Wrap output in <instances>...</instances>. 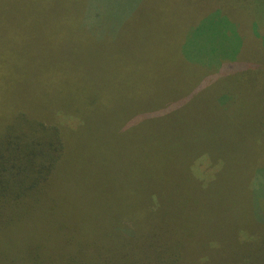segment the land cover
I'll list each match as a JSON object with an SVG mask.
<instances>
[{
    "label": "trees",
    "instance_id": "16d2710c",
    "mask_svg": "<svg viewBox=\"0 0 264 264\" xmlns=\"http://www.w3.org/2000/svg\"><path fill=\"white\" fill-rule=\"evenodd\" d=\"M146 1L64 0L56 18L66 40L26 58L13 44L27 40L29 0H0V56L13 57L0 62V230L15 228L23 264H264V94L258 109L242 107L252 89L234 86L264 84L262 27L240 30L229 9L188 29L186 42L143 37L150 48L141 53L131 21ZM202 30L212 37L210 57L196 58L190 37ZM163 45L179 52L165 71L152 60L165 56ZM179 70L195 81L184 88ZM30 81L55 87L48 101L17 98L28 92L15 84ZM69 164L78 169L75 189L148 202L132 235L111 232L113 242L100 244L101 236L68 234L52 191ZM176 198L194 202L191 218L154 202ZM199 234L207 249L198 253Z\"/></svg>",
    "mask_w": 264,
    "mask_h": 264
},
{
    "label": "rangeland",
    "instance_id": "374dc122",
    "mask_svg": "<svg viewBox=\"0 0 264 264\" xmlns=\"http://www.w3.org/2000/svg\"><path fill=\"white\" fill-rule=\"evenodd\" d=\"M28 9V19L21 25L22 28L27 29V40L18 41L13 44V52L26 58H29L32 52L45 53L48 48L46 43L52 42L53 39L58 42L65 41L64 34L69 35L63 32V24L57 20L58 18L62 21L65 11L64 0H29ZM229 9L232 12L233 18L225 14ZM221 13L222 15H228L234 24L237 23L240 26V30L249 24H257L262 27L261 33L264 32V0H149L143 4L139 16L131 21L133 23L132 28L139 26L141 28L140 33L137 35L140 41V46L137 49L141 53L149 52L150 47L142 42L143 37L146 39L155 38L160 39V41H168L164 39L175 36L180 41H184L185 38L186 42L189 36L188 29L194 27L196 24H200V22L203 23L205 20H209L213 14L220 17ZM64 25L70 32L72 31L71 26H67L65 23ZM144 27L147 29L146 34L143 32ZM208 32V30H202L194 36L193 34L191 35L190 41L192 44L190 53L193 57H210L209 52L211 50L212 37ZM34 34H38V38H33ZM255 38V34L252 31L250 33L246 32L244 36V39L248 43L249 39L255 40ZM218 41L213 40V43ZM160 51L165 56H160V58L153 56L152 60L158 61L162 69L167 68L172 62V67H174L176 63L168 60V58L174 53L179 54V52H174L173 49H169L165 45H163V53L162 50ZM3 52L0 49V53ZM250 54V48L246 47L241 54V58H246ZM215 57L216 55L214 54L213 58ZM12 59L13 57L2 58L0 56V62ZM177 76L179 84L183 85L184 88L195 81L193 79L194 74L190 77L186 72H182L181 70L177 72ZM18 82L15 84V88L20 86L17 90L28 92H22V94L17 96L21 101L25 100L36 103L39 102L41 97L44 98V101H48V91L50 89L55 90V87L49 84L37 87L32 81L30 83L25 82L28 85L24 84V86ZM218 83L224 86L222 79ZM234 84L235 88L239 91H244L248 84L250 85L252 91L247 90L249 95L245 99L241 98L240 102L242 107L252 102V108L258 109V102L262 101L264 94V84H259L253 78H246V80ZM203 103H205V99ZM225 109L231 110L232 108L227 104ZM257 114L258 112L255 111V118L260 119L262 116ZM194 115L192 114V119H194ZM234 117L236 118L238 115L234 114ZM76 166V164H69L67 166V171L64 172L61 184L58 189L54 190L55 193L52 191L53 194L61 199L58 201L59 205H63L62 218L60 219L67 222L70 228V233L68 234L73 236L78 242H86L88 236H91V239H94L96 235L101 236L95 238L100 244L113 242L112 238L108 236L111 232L118 235L121 233L132 235L133 230L130 226L134 224L133 221L136 224H142L141 217H145L144 207L148 205V202L144 199H130L125 194L111 196L105 192L108 191V188H104V194L101 196L97 193L95 187L91 188V186L88 189L84 186L80 188L76 187L77 191L72 186L71 180V177L75 176V172H78V169H75ZM102 174L107 175L109 173L102 172ZM122 183L125 185L124 182ZM154 202L158 204L161 210H171V212L175 210L188 218L192 216V210L189 207L194 202L187 200V198L154 200ZM117 227L121 231H117ZM54 235L65 238V235ZM51 240L58 243L63 239L53 237ZM201 240L203 239L200 234L193 240L194 246L200 249V251H196L198 253L207 249V246H202ZM47 252L48 254L50 253V251ZM0 264H23L18 260L17 233L12 225L6 227L4 231L0 230Z\"/></svg>",
    "mask_w": 264,
    "mask_h": 264
}]
</instances>
